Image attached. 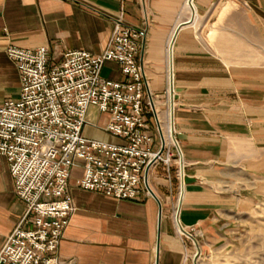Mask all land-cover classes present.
I'll list each match as a JSON object with an SVG mask.
<instances>
[{"label":"crops","instance_id":"crops-1","mask_svg":"<svg viewBox=\"0 0 264 264\" xmlns=\"http://www.w3.org/2000/svg\"><path fill=\"white\" fill-rule=\"evenodd\" d=\"M121 15L127 25L146 30L138 60L153 106L146 135L158 152L164 139L171 143L172 53L173 132L184 165L179 220L197 240L201 261L210 256V243L242 225L264 199V0H192V7L189 0H0V105L21 90L9 46L49 47L54 63L70 50L100 55ZM103 73L122 79L115 62ZM88 132L122 143L99 128ZM80 176L76 170L70 180L75 211L59 245L60 264H196L195 242L176 221L177 157L148 174L162 205L161 224L152 196L117 200L78 188ZM25 211L0 156V248Z\"/></svg>","mask_w":264,"mask_h":264},{"label":"built area","instance_id":"built-area-1","mask_svg":"<svg viewBox=\"0 0 264 264\" xmlns=\"http://www.w3.org/2000/svg\"><path fill=\"white\" fill-rule=\"evenodd\" d=\"M145 39L146 30L121 15L100 55L70 50L54 63L49 47L7 48L21 90L0 105V156L26 211L0 248V264H60L59 245L75 211L70 180L76 170L82 190L128 201L151 196L147 171L170 165L174 153L165 139L163 152L154 151L146 135L152 102L138 60ZM108 62L119 66L122 79L102 77ZM91 106L108 118L95 128L122 143L85 137Z\"/></svg>","mask_w":264,"mask_h":264},{"label":"rangeland","instance_id":"rangeland-1","mask_svg":"<svg viewBox=\"0 0 264 264\" xmlns=\"http://www.w3.org/2000/svg\"><path fill=\"white\" fill-rule=\"evenodd\" d=\"M102 76L109 78L106 73ZM104 117L106 115H100L97 107H89L87 114L89 125L85 131V137L88 138L90 135L89 130L102 126ZM170 128H172L171 120ZM89 138L95 139L93 136ZM172 142L171 138L170 147L175 148ZM174 156L179 159L178 151L174 153ZM262 202L261 206L244 218L242 225L224 233L218 240L210 243V256L204 260H198V264H264V199Z\"/></svg>","mask_w":264,"mask_h":264},{"label":"water","instance_id":"water-1","mask_svg":"<svg viewBox=\"0 0 264 264\" xmlns=\"http://www.w3.org/2000/svg\"><path fill=\"white\" fill-rule=\"evenodd\" d=\"M189 4L192 7V0H189ZM192 21V18L190 20V22ZM177 33V31H176ZM176 33L174 35V37L176 36ZM173 44V43H172ZM172 55V53H171ZM170 64H171V68H170V74H171V78H172V56H171V60H170ZM170 94V92H169ZM170 96V95H169ZM151 101H152V97H150ZM169 105H170V111H171V125L172 127H174V98L172 95V98H169ZM153 107V106H152ZM173 141H174V145L177 148L178 154H179V162H180V177H181V187H180V199H179V203H178V212H177V216H176V221H177V225L179 230L187 235L188 237H190L194 242L195 245L197 247V254L195 256V263L198 264V260L201 254V250L200 247L198 245L197 240L189 233L187 232L181 225L180 220H179V214H180V208H181V204H182V200H183V195H184V165H183V154L182 151L180 149V146L178 144V141L176 139V136L173 134ZM163 152V149L160 151V154ZM146 186L147 189L149 190L151 196L157 201V203L159 204V224H161V219H162V205L160 200L158 199V197L155 195V193L153 192V190L151 189L149 182H148V171H147V176H146Z\"/></svg>","mask_w":264,"mask_h":264},{"label":"bare ground","instance_id":"bare-ground-1","mask_svg":"<svg viewBox=\"0 0 264 264\" xmlns=\"http://www.w3.org/2000/svg\"><path fill=\"white\" fill-rule=\"evenodd\" d=\"M188 7V6H187ZM190 10V9H189ZM173 48H172V45H171V50H172ZM171 51H170V60H171ZM169 92H170V96H169V98H172V95H173V98H174V90H173V79L171 78V80H170V88H169ZM170 117H171V111H170ZM170 120H171V118H170ZM173 127L172 128H170V137L173 139V134H174V132H173ZM175 135V134H174ZM174 142V141H173Z\"/></svg>","mask_w":264,"mask_h":264}]
</instances>
